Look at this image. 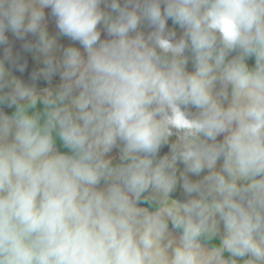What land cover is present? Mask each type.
<instances>
[{"label":"clouds","instance_id":"1","mask_svg":"<svg viewBox=\"0 0 264 264\" xmlns=\"http://www.w3.org/2000/svg\"><path fill=\"white\" fill-rule=\"evenodd\" d=\"M0 264H264V0H0Z\"/></svg>","mask_w":264,"mask_h":264}]
</instances>
